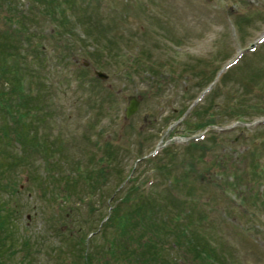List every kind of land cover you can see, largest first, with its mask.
<instances>
[{"label": "rangeland", "instance_id": "rangeland-1", "mask_svg": "<svg viewBox=\"0 0 264 264\" xmlns=\"http://www.w3.org/2000/svg\"><path fill=\"white\" fill-rule=\"evenodd\" d=\"M39 2L0 0L5 264L103 254L102 219L126 194H151L145 214L175 234L159 222L154 258L145 245L110 264H264V0H69L65 23Z\"/></svg>", "mask_w": 264, "mask_h": 264}, {"label": "trees", "instance_id": "trees-1", "mask_svg": "<svg viewBox=\"0 0 264 264\" xmlns=\"http://www.w3.org/2000/svg\"><path fill=\"white\" fill-rule=\"evenodd\" d=\"M40 4H42L43 9L45 10L44 12H46L47 14H51L52 16L57 17L55 19L60 20L61 23H65L66 21L69 22V20L66 18V13L68 12L69 14V10L71 9V7L69 8V6H66L69 3V0H58L57 5L56 3L53 2V0H39ZM56 6H60L61 10L58 11V9L55 7ZM5 7L6 8H10V3L5 2ZM54 11L58 12L55 13ZM58 15V16H57ZM50 16V15H48ZM57 25V23H56ZM11 52L12 49L10 50ZM10 53V52H9ZM8 53V55H9ZM3 57L6 56H0V74L2 75L1 77H5V78H9L6 74L9 73L7 72V70H4V67L2 66V61H3ZM82 69L85 70V68L83 67ZM152 71V70H150ZM3 72H7L6 74ZM153 72H155L153 70ZM3 73V74H2ZM18 84L17 85H11L10 87V92L9 94H11L12 92H17L19 94V97L17 98V100H20L19 102H22L23 99L26 98V95H24L23 92H25L26 89H24L23 86L20 85V79L17 80ZM30 94V93H29ZM27 94V96L29 95ZM1 96V95H0ZM30 96V95H29ZM2 99V97L0 98V100ZM17 108H16V112L14 113V115L17 116V121L16 124V128L19 126L21 128L20 130V134L17 135V137L15 138L16 142L19 143V146L21 147V149H26L25 151L27 152V149L32 146V139H30V137L28 136V131L27 129L25 130V126L26 121L22 120L23 115H29V113H31V110L28 109L29 111H24L21 110L20 107V103H17ZM0 106H2V103L0 104ZM212 114V113H211ZM213 123V121L208 124ZM23 124V125H22ZM23 127V128H22ZM18 139V140H17ZM33 149V148H32ZM49 150V146L48 144L45 142L44 144V156L48 157V155H50V151ZM44 157V158H45ZM47 159V158H46ZM47 164H49L50 166V162L46 161ZM171 174V173H169ZM88 176H90V174H87ZM82 175L78 174L79 178ZM62 180L67 181V177L64 178L62 177ZM61 180V181H62ZM169 180L171 181V184L174 183V180L177 181L176 177L174 178L173 176L171 178H169ZM71 180L67 181V183L65 184V186L70 185ZM69 191L71 193H74L71 191V189H69ZM69 192H62L61 194V198L60 199H64V195L66 197V199L68 200V197H72L71 193ZM78 193L77 197L82 200V195L79 192H75ZM153 196H151V194H145L138 196V195H134L133 199L130 197V195L126 194L121 198V202L120 204H124L127 203L129 204L128 208H124L121 209L120 205H115L112 207L109 215L105 216L102 219V223L100 225V230H102V234L106 233V238H105V244L103 246H101V251L103 252V254L98 255V256H89V254L87 253L86 255V263L85 264H95V262L93 261H98L99 260H103L104 264H110V259H116L117 262L121 261V257L120 254L121 253H125L124 255V259L129 260L131 259L130 257H132V253L137 254L138 258H140L142 255H146L144 253H139L138 251L142 250V247L145 245L151 246V248L149 249V251H154L151 252V254L153 255V258L155 257L154 253L156 252V244H157V240H154L152 237L158 235V231L159 229L156 228V226L159 224V222H163V227L164 230H168L167 232L169 234H175V226H170L172 224V221L170 220L167 224V222L164 220H155L156 218L152 215H146L145 211H149L150 210V206H153ZM61 200V201H62ZM66 200V201H67ZM136 203V207L133 211H128L130 207H134L133 204ZM3 207L0 203V255L3 253L4 254V248H6V244L8 242V240H6V236H8V234L10 233L9 231V216L8 213L5 211V213H3ZM150 212V211H149ZM137 217L138 220L143 221V225H137L135 226L138 221H137ZM174 218V217H173ZM140 221V222H141ZM152 223L154 224V227L152 225ZM142 230V232H141ZM152 232V233H151ZM139 236V239L135 240L134 245H136V247H130V250L128 248V243L127 240H129V236L130 235H136ZM151 235V236H150ZM131 254V255H130ZM151 255V256H152ZM130 256V257H129ZM150 256V257H151ZM3 257V258H2ZM148 257V256H147ZM119 258V261H118ZM157 258V257H156ZM156 258L154 259V261L156 260ZM4 256H0V264H5L4 262ZM138 260V259H137ZM123 264V263H122Z\"/></svg>", "mask_w": 264, "mask_h": 264}, {"label": "water", "instance_id": "water-1", "mask_svg": "<svg viewBox=\"0 0 264 264\" xmlns=\"http://www.w3.org/2000/svg\"><path fill=\"white\" fill-rule=\"evenodd\" d=\"M96 74L100 78H106L107 77L106 74H104L100 71H97ZM128 98H129V102H128V105H127L126 110H125V114L127 117H129L130 115H132L133 113L136 112V110L138 109V104H139V101L136 98V96L131 95Z\"/></svg>", "mask_w": 264, "mask_h": 264}]
</instances>
